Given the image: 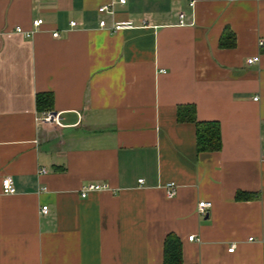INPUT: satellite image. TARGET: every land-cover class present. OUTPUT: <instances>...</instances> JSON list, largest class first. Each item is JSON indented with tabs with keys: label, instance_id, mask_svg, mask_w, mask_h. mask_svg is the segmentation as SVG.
<instances>
[{
	"label": "crops",
	"instance_id": "1",
	"mask_svg": "<svg viewBox=\"0 0 264 264\" xmlns=\"http://www.w3.org/2000/svg\"><path fill=\"white\" fill-rule=\"evenodd\" d=\"M263 154L264 0H0V264H264Z\"/></svg>",
	"mask_w": 264,
	"mask_h": 264
},
{
	"label": "trees",
	"instance_id": "2",
	"mask_svg": "<svg viewBox=\"0 0 264 264\" xmlns=\"http://www.w3.org/2000/svg\"><path fill=\"white\" fill-rule=\"evenodd\" d=\"M52 95L38 94L36 97L39 109L52 107ZM178 121H189L195 124L197 151H217L221 148L220 126L218 121H199L195 118L193 107L177 110ZM163 264H184L182 262V245L173 234L166 236L163 247Z\"/></svg>",
	"mask_w": 264,
	"mask_h": 264
},
{
	"label": "built area",
	"instance_id": "3",
	"mask_svg": "<svg viewBox=\"0 0 264 264\" xmlns=\"http://www.w3.org/2000/svg\"><path fill=\"white\" fill-rule=\"evenodd\" d=\"M115 1L120 3V4H124L127 0H115ZM98 11L100 13L111 12L109 5H102L101 7L98 8ZM179 17H180L179 24H183V21L181 19L183 17V13H180ZM32 23H33V26L35 29H39L41 27L42 21L40 19H34ZM76 25H77L76 21H70V26L74 27ZM130 25H131L130 21H115L108 28L110 30L114 31V30H117V29H120V28H123L126 26H130ZM99 26L105 27V21L100 20ZM15 30L18 32L22 31V29L20 27H16ZM24 33H25V35L28 36L32 33V31H28V32H24ZM52 36L53 37H59L58 31H54L52 33ZM259 43L263 44V41H259ZM258 60H259V56L254 55V56L248 57L246 59V63H247V65H252L255 62H257ZM254 99H257V97H254ZM40 119L44 120V121H53V120H55V117L53 116L52 113L48 112V113H45L42 117H40ZM263 157H264V154H263ZM44 172H46V170L44 168H41L39 170V173H44ZM139 181L142 182V179H140ZM1 186H2V191L4 193H13L15 191V187H14L13 182L9 176H5L2 178ZM106 188H107V185L105 183H102V184L101 183H93V182L85 183L80 189V196L86 197L88 195V193L91 191H97V190H102V189H106ZM165 188H166V192H167L168 196H173L176 192L175 186L173 183H167L165 185ZM208 206H209L208 202L200 201L198 203V206H197L198 212L200 214L204 215L205 209ZM40 211H41V213L46 214L48 211L47 206L43 205L41 207ZM188 238H189V240H196V241L198 240L196 237H194V235H190ZM232 250H233V247H230L229 251H232Z\"/></svg>",
	"mask_w": 264,
	"mask_h": 264
}]
</instances>
